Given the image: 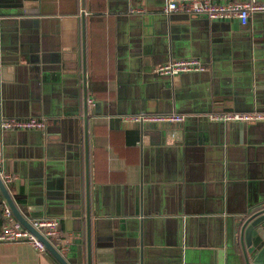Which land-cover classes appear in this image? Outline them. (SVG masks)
<instances>
[{"label":"crops","instance_id":"1","mask_svg":"<svg viewBox=\"0 0 264 264\" xmlns=\"http://www.w3.org/2000/svg\"><path fill=\"white\" fill-rule=\"evenodd\" d=\"M164 3L0 0V112L45 120L0 131V175L25 217L59 219L70 264H242L240 221L264 205V123L202 117L264 111V9L242 25ZM182 57L206 70H153ZM139 112L186 117L121 118ZM0 264L59 263L17 241Z\"/></svg>","mask_w":264,"mask_h":264},{"label":"built area","instance_id":"2","mask_svg":"<svg viewBox=\"0 0 264 264\" xmlns=\"http://www.w3.org/2000/svg\"><path fill=\"white\" fill-rule=\"evenodd\" d=\"M264 9V3L255 0H165L162 12L203 15L210 20H228L237 18L242 25L248 22L251 10ZM131 12L142 13L141 7H134ZM156 74L162 76H175L186 72H199L206 70V65L195 57L175 58L162 62L153 67ZM185 115L176 112H139L122 115L125 122L133 124H164L180 123ZM206 119L218 122H264V111H217L205 115ZM45 127V120L36 116L16 117L0 116V131L6 129H37ZM4 182L12 180L10 173L1 175ZM31 225L42 233L56 248L63 253L68 248V242L62 236L59 219L50 216L33 217L29 219ZM28 243L33 249L44 252L46 248L42 241L37 238L13 215L5 200L0 201V242Z\"/></svg>","mask_w":264,"mask_h":264},{"label":"water","instance_id":"3","mask_svg":"<svg viewBox=\"0 0 264 264\" xmlns=\"http://www.w3.org/2000/svg\"><path fill=\"white\" fill-rule=\"evenodd\" d=\"M81 19L83 22V11L81 12ZM219 22V21H214ZM10 69L9 66L1 67V71ZM95 106H98L97 103ZM85 111V110H84ZM93 114L94 110L90 109ZM84 120L87 123L86 113L84 112ZM5 116L0 112V116ZM206 119L205 116H202ZM201 117V118H202ZM264 122L249 123L250 125L261 124ZM165 124V123H164ZM167 124V123H166ZM151 134L153 131L149 130ZM0 192L5 200V202L10 207L13 215L18 219L27 229H29L37 238H39L44 244L47 251H49L59 264H70L67 258L56 248V246L49 241L40 231L34 228L29 219L25 217L19 210L16 203L13 201L11 195L8 192L7 186L0 175ZM1 201V199H0ZM36 213V212H35ZM41 214L36 213L34 216H40ZM239 253L241 257L242 264H264V205L255 208L252 211L247 212V215L242 218L239 224L238 231V244ZM88 250L89 247L87 246ZM90 261L88 260V263Z\"/></svg>","mask_w":264,"mask_h":264}]
</instances>
